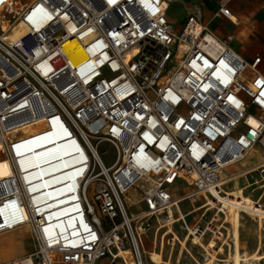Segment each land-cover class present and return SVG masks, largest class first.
I'll list each match as a JSON object with an SVG mask.
<instances>
[{"label": "built area", "instance_id": "obj_1", "mask_svg": "<svg viewBox=\"0 0 264 264\" xmlns=\"http://www.w3.org/2000/svg\"><path fill=\"white\" fill-rule=\"evenodd\" d=\"M172 1L0 0V235L31 244L2 264H147L151 230L159 251L169 235L168 259L174 233L203 259L228 250V183L251 174L264 194V161L239 167L264 154L261 56L199 9L174 25ZM229 1L217 13L237 26Z\"/></svg>", "mask_w": 264, "mask_h": 264}, {"label": "rangeland", "instance_id": "obj_2", "mask_svg": "<svg viewBox=\"0 0 264 264\" xmlns=\"http://www.w3.org/2000/svg\"><path fill=\"white\" fill-rule=\"evenodd\" d=\"M172 16L175 18L176 22L175 25H179V18L181 17L179 11L177 9H174L171 11ZM26 33L25 27L22 25V23H18L8 34L9 39H16L20 36L24 35ZM108 150V154L104 156V159L107 162H111L115 157V152L110 146H105ZM260 160V154L257 156H254L251 154L249 157H247L246 160H244L242 163L239 164L240 168H244V166H249L252 163L258 162ZM6 168L4 167V164L0 163V174L2 172H6ZM245 178H248L250 181L252 180V175L247 174L243 177L238 178L237 180L240 182L241 185L245 183ZM247 179V180H248ZM249 181V183H251ZM234 184V181H231L228 183V187L231 188ZM177 186H182L181 183H177ZM247 192V191H246ZM246 192L243 193V195H247ZM249 192V191H248ZM261 190H254L251 192V197L253 199H256L258 195L261 193ZM257 202L261 203L264 207V194L261 199H259ZM190 204L188 201L183 202L181 204V210L187 211L190 209ZM180 210V205L178 206ZM228 208L225 211V216H228L229 214ZM182 214V212H181ZM243 219H242V226L240 227V239L241 244L244 246V248L250 252L252 255L256 257V259L253 261V264H264V258H263V247H264V222L263 225L256 222V217L248 212H242ZM226 220V219H225ZM226 222H228L226 220ZM229 223V222H228ZM230 229V226H229ZM23 230V231H22ZM26 231L25 229H19L18 231L9 232L0 235V249H6L7 253H9L10 258L6 257L3 260H0V264L5 263L7 260L16 257L21 256L25 254V244L22 240L23 232ZM18 233V235H16ZM259 233V234H258ZM154 230H151L148 232V236L145 241V248L146 250L150 251V259H148V255H146L145 260L146 263L149 264L150 262L154 264H190L193 262L192 257L190 256L189 252L186 251V248L191 252L192 256L199 260V264H208L207 258H202V250L200 248H193L194 250H191L190 244L187 242V239L181 238V235L175 234V240L178 239L179 243L177 244L174 242V247L171 253L170 258L168 259L167 256L169 254L170 246L166 243L167 237H165L164 241V248H163V255H154V252H158V248L160 245V236L157 235L156 238V244H153L154 238H153ZM13 235L17 236V240L14 242V244L9 245L8 240L13 237ZM187 242V243H186ZM229 242V240H228ZM230 243V242H229ZM7 247V248H6ZM154 248V249H153ZM180 248V249H179ZM28 252V251H27ZM214 258L225 261L229 257V248L228 250H225L223 255L219 257H215L214 254H211ZM155 258V259H154ZM154 259V260H153ZM176 259V260H175ZM221 264H231L229 262L221 263Z\"/></svg>", "mask_w": 264, "mask_h": 264}, {"label": "crops", "instance_id": "obj_3", "mask_svg": "<svg viewBox=\"0 0 264 264\" xmlns=\"http://www.w3.org/2000/svg\"><path fill=\"white\" fill-rule=\"evenodd\" d=\"M228 7L240 21L239 25L235 26L225 17L218 15V0H173L168 7L167 15L174 24L176 20L171 11L177 9L181 13L178 21L181 24L176 26H180L188 13L199 9L202 23L216 37L225 40L233 50L246 59H251L256 54L261 56L259 70L264 75V0H230ZM5 173L2 172L0 176ZM22 236L27 252L31 244L25 231ZM6 257L10 258L9 253Z\"/></svg>", "mask_w": 264, "mask_h": 264}, {"label": "bare ground", "instance_id": "obj_4", "mask_svg": "<svg viewBox=\"0 0 264 264\" xmlns=\"http://www.w3.org/2000/svg\"><path fill=\"white\" fill-rule=\"evenodd\" d=\"M22 25L25 27V30L27 31L26 26L23 23H22ZM22 36H20V37H22ZM9 40H13V39H9ZM74 49L75 50L72 51V49L70 47L66 48V51L69 53V55L73 59H79V58L85 56V52L83 51L81 46L78 45L77 43H75ZM251 154H253L254 156H257L258 154H260V160L259 161H261V160L264 161V154H263L262 150L259 149L258 147H253L248 152V154L244 160H246L247 157H249ZM244 175H245V173L240 174V175L236 176L235 178H233V180H235L234 184L228 190L230 197L227 198L226 205H227V208H228L230 213L228 214V216H225V219L229 222V225H230V229H229V237H230L229 257L225 261H220V260L214 258L212 255H210V256L206 257L208 264H221V263H225V262H229L231 264H253V261L256 259V257L254 255H252L250 252H248L244 248V246L241 244L240 227L242 226V219L244 218L242 212L248 211L250 214H252L253 216L256 217V222L263 225L264 207L261 203L255 202L250 195L251 192L254 191L253 189H251V186L253 184L249 183V180H247V178H245L246 182L243 185H241L240 182L237 180L238 178L243 177ZM6 177H8V170H6L5 174L0 176V180L3 178H6ZM244 192H246L247 195H243ZM262 197H263V195H261L259 199H261ZM185 200H186V198H183L180 200V202L185 201ZM169 229H170V226L168 227V233L170 232ZM18 230L19 229L7 231L5 233L14 232V231H18ZM5 233H3V234H5ZM175 234L176 233H174V237H173L174 240H175ZM17 239H18L17 236L13 235V237L8 240V244L9 245L14 244V242ZM175 242L178 244V242L176 240H175ZM163 248H164V243H163ZM163 248H162V251L158 250V252H154V255H163ZM172 250H173V248H172ZM186 251L188 252L187 248H186ZM7 254L8 253L4 249H0V260H3L7 256ZM146 255H148V254H146ZM263 258H264V247H263ZM148 259H150V255H148ZM145 262H146V260H145ZM127 264H133V263H132V261H128ZM149 264H154V263L150 262Z\"/></svg>", "mask_w": 264, "mask_h": 264}, {"label": "snow or ice", "instance_id": "obj_5", "mask_svg": "<svg viewBox=\"0 0 264 264\" xmlns=\"http://www.w3.org/2000/svg\"><path fill=\"white\" fill-rule=\"evenodd\" d=\"M4 225H0V227H3ZM10 226V225H9Z\"/></svg>", "mask_w": 264, "mask_h": 264}]
</instances>
